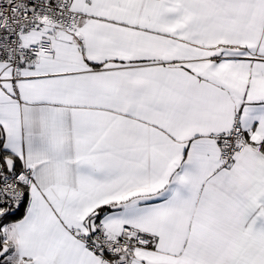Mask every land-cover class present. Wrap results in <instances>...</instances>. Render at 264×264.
Returning <instances> with one entry per match:
<instances>
[{"label":"snow or ice","instance_id":"6c2138e0","mask_svg":"<svg viewBox=\"0 0 264 264\" xmlns=\"http://www.w3.org/2000/svg\"><path fill=\"white\" fill-rule=\"evenodd\" d=\"M0 264H264V0H0Z\"/></svg>","mask_w":264,"mask_h":264}]
</instances>
